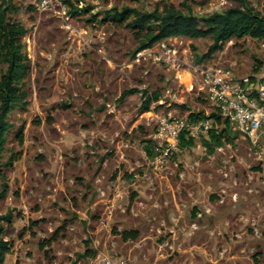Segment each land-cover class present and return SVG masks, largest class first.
Here are the masks:
<instances>
[{
    "label": "rangeland",
    "instance_id": "rangeland-1",
    "mask_svg": "<svg viewBox=\"0 0 264 264\" xmlns=\"http://www.w3.org/2000/svg\"><path fill=\"white\" fill-rule=\"evenodd\" d=\"M69 1L73 8L88 11L73 15L74 9L68 5L71 17L64 21L36 13L32 0H13L9 11V16L27 29L23 42L31 69L27 107L10 115L15 128L23 126V144L18 147L10 134L7 151L1 157L6 160L13 149L21 150L13 167L5 170L9 190L0 201V214L10 211L14 215L5 230L11 251L4 264H105V260L112 264L263 263L260 249L264 243L257 246V241L264 242V225L255 223L258 233L249 227L250 237L240 241L241 247H233L241 255L233 263L225 257L226 243L229 238L236 242L238 230H232V237L224 234L222 213L212 217L213 224L208 208L197 210L202 214L199 218L191 217L189 208L179 213L180 223L176 225L169 213L152 205L144 218L143 212L131 209L134 200L142 203L140 199L132 201V194L149 185L135 182L125 185L122 193L121 184L116 186L118 177L127 184L145 174L161 175L168 177L172 188L179 182L202 198L211 192L217 194L220 210L228 208L234 192L261 202L264 185L258 175L264 169L239 134L232 141H224L222 151L215 146L206 155L202 154V138H193L192 144L183 146L182 152L165 165L156 169L151 165L156 149L150 134L156 117L150 112L158 117L171 113L199 118L214 113L198 82L190 84L194 68L200 65L194 63V57L205 52L210 40L167 39L163 41L165 49L174 52L169 51L157 62L154 56L160 54L162 42L149 52L134 54L136 42L131 31L100 20L113 7L150 11L180 0ZM249 1L264 14V0ZM186 3L197 16L236 5L227 0ZM215 65L236 77L264 80V40L247 36L226 43L217 53ZM2 71L0 65V74ZM129 89L158 91L160 98L143 113L139 111L141 93L119 100L122 91ZM146 149L153 154L149 159ZM193 161L198 162L196 167H185ZM224 166L229 171L227 179L220 173ZM248 175L252 176L250 184H246ZM188 178L194 184L187 182ZM247 188L253 192L248 194ZM222 189L227 195L222 196L224 203H219ZM125 230H137L139 238L123 240ZM54 234L57 238L44 247L45 255L39 245ZM86 249L94 251L95 257L79 259ZM210 257L216 260H208Z\"/></svg>",
    "mask_w": 264,
    "mask_h": 264
},
{
    "label": "trees",
    "instance_id": "trees-1",
    "mask_svg": "<svg viewBox=\"0 0 264 264\" xmlns=\"http://www.w3.org/2000/svg\"><path fill=\"white\" fill-rule=\"evenodd\" d=\"M64 1L72 7L69 0ZM227 1L235 2L236 5L203 16L193 14L186 0L171 2L150 11L127 6L113 7L104 12L100 23L112 22L118 27L128 28L136 42L134 54L175 37L207 38L210 42L205 52L195 55L194 63L212 65L217 61V53L230 41L247 36L264 40V14L258 12L249 0ZM12 9L13 0H0V65L3 66L0 74V201L6 198L9 190L5 170L11 169L21 156V150L13 149L6 160H1L2 155L7 151L10 134L14 135L18 147L22 146L24 141L23 126L15 128L10 121V115L15 109L25 110L27 107L29 97L27 77L31 69L23 42L27 29L9 16V11ZM73 9V15L88 11L86 8ZM133 93H141L142 102L139 111L143 113L150 111L151 104L160 98L158 91L129 89L122 91L119 100ZM198 116L190 114L189 118L196 120ZM207 118L213 119L216 125H222L220 129H211L208 137L201 139V145L207 153H211L215 146L222 145L224 141H232L237 137L238 131L227 121L221 120L217 114L212 113ZM180 139L181 148L193 143V139H186L184 133ZM145 152L148 158L153 156L149 149ZM13 218L14 215L10 211L0 214V264H4L6 254L11 251V243L5 239V230L12 224ZM138 236L139 232L136 230H125L121 233L125 241H134ZM56 238L54 234L39 245L45 255L47 252L44 247L50 245ZM95 255L94 251L86 249L78 258H93Z\"/></svg>",
    "mask_w": 264,
    "mask_h": 264
},
{
    "label": "built area",
    "instance_id": "built-area-1",
    "mask_svg": "<svg viewBox=\"0 0 264 264\" xmlns=\"http://www.w3.org/2000/svg\"><path fill=\"white\" fill-rule=\"evenodd\" d=\"M31 4L38 14H48L64 21L71 17L68 4L64 0H32ZM159 46L162 47L161 52L158 56H154V60L157 62L161 61L162 57L169 51L174 52V49H165L163 42ZM149 49L146 51L149 52ZM194 81L198 82L203 98L212 111L221 120L227 121L238 131L239 135L247 140L261 163L260 166L264 169V84L255 82L248 76L236 77L215 64H200L194 68V74L190 77V84ZM150 114L156 117L150 134L156 149L154 159L151 162L154 169L158 165H165L173 156L182 152L180 137L183 133L186 139L206 138L211 129L217 128L215 121L210 118L192 120L189 116L178 117L171 113L164 117H158L152 112ZM217 150L222 151V147H217ZM202 151V154L206 155L207 151L204 147H202ZM197 165L198 162L193 161L185 167L193 169ZM220 173L226 179L229 177L226 166L220 169ZM179 176L182 178V174ZM258 176L261 184L264 185V173L261 172ZM143 178L151 182V176L145 174ZM251 182L252 176L248 175L246 184ZM233 184H236L235 181ZM246 191L248 193L253 192L251 188H247ZM220 193L219 203H224L225 197L222 196L227 195L226 191L222 189ZM237 197L236 192L230 195L232 201H236ZM195 215L199 218L202 214L196 211ZM250 226L255 229V233H258L254 222ZM105 264L112 263L105 260Z\"/></svg>",
    "mask_w": 264,
    "mask_h": 264
},
{
    "label": "crops",
    "instance_id": "crops-1",
    "mask_svg": "<svg viewBox=\"0 0 264 264\" xmlns=\"http://www.w3.org/2000/svg\"><path fill=\"white\" fill-rule=\"evenodd\" d=\"M258 82H261L264 84V80H261ZM142 179H136V180L130 179L127 184L123 180L121 181L119 177L116 180V186L120 187V184H121V187H120L121 189H119L121 193L123 189H125L124 188L125 185L131 186V185H134L135 182H140V184L143 187L146 186V184L149 185L144 190L141 189L142 187H139V189L137 190V194L136 193L132 194L133 196L132 201L134 199H140V201L142 202L140 204V202H138L137 200L133 201L132 205L133 204L134 205L131 209H134L135 213L143 212L144 213L143 216H145L144 218H146L147 217L146 214L150 212L149 209H152L151 208L152 205H155L161 211L165 210L166 214L169 213L170 214L169 218L171 220L177 221V223L175 222L176 225L180 223L179 213H181L182 215L184 211H186L189 208L191 210V217H195V212L198 209H200L201 206H203L204 208H208L209 211H212L214 215V216L212 215L211 218H209V220L212 221L213 224L215 223V221L211 220L212 217L214 218L216 213H222L223 214L222 222L221 220L219 222H221L224 234L226 235L230 234L232 237L233 236L232 230H238L237 232L238 235H236V237L238 238L236 239V242L232 243L233 240L229 238V242L226 243L227 245L226 249H228V252L226 253L225 257L229 259V261H233V263L236 262V258L241 257V255L236 253L235 250L233 249L235 247H241L242 243H240V241H245L247 238L250 237V234H249L250 224L254 222V223H257L260 227L264 225V196L261 197V202H254L253 198L247 199L244 197V195H241L238 193L237 200L232 201L229 198L228 208H223L224 210L223 211L222 209L220 210V208L222 207H220V205L216 203L217 194H214L213 192H211V194H209V196H207L206 197L207 199H206L205 196H203V198L202 196H199V193L197 191L182 187L181 185L182 183H179V182L175 183L176 184L175 187L172 188L170 186V181L168 180V177L166 176H161V175L151 176V182L145 180L144 178ZM186 181L187 182L192 181V183L194 184V180L192 178L190 179L188 178V180ZM255 185L259 186V184L257 183ZM152 186L154 187L153 189H152ZM187 187H188V183H187ZM260 189L262 190L263 187L262 188L260 187ZM232 190L233 189H231V192ZM114 191L118 192V188L116 187ZM153 197L155 198L153 203L147 201L148 198H153ZM250 197H254V196H250ZM138 215H142V214H138ZM143 216H140V217H143ZM257 243H258L257 246H261L263 245L264 242H262L261 240V241H257ZM263 248L264 247L260 249L262 253L261 255L262 257H264ZM8 254L9 253L6 254V257H8ZM207 259L212 260V261L216 260L215 258H211V257ZM247 264H252V263H250V261H247ZM261 264H264V262Z\"/></svg>",
    "mask_w": 264,
    "mask_h": 264
}]
</instances>
